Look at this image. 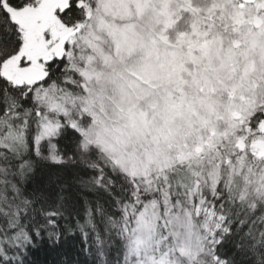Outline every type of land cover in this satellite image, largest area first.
<instances>
[{"label": "snow or ice", "instance_id": "6c2138e0", "mask_svg": "<svg viewBox=\"0 0 264 264\" xmlns=\"http://www.w3.org/2000/svg\"><path fill=\"white\" fill-rule=\"evenodd\" d=\"M69 238L264 264V0H0V264Z\"/></svg>", "mask_w": 264, "mask_h": 264}, {"label": "trees", "instance_id": "16d2710c", "mask_svg": "<svg viewBox=\"0 0 264 264\" xmlns=\"http://www.w3.org/2000/svg\"><path fill=\"white\" fill-rule=\"evenodd\" d=\"M80 242L78 238H69L59 247L52 248L47 245L32 254L31 259L36 264H85L86 257L79 252Z\"/></svg>", "mask_w": 264, "mask_h": 264}]
</instances>
